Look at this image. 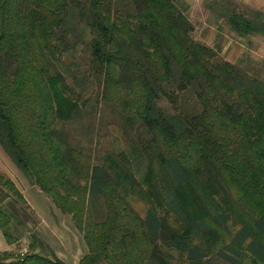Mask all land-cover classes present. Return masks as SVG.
I'll use <instances>...</instances> for the list:
<instances>
[{
	"label": "trees",
	"instance_id": "trees-1",
	"mask_svg": "<svg viewBox=\"0 0 264 264\" xmlns=\"http://www.w3.org/2000/svg\"><path fill=\"white\" fill-rule=\"evenodd\" d=\"M235 3L204 8L238 38L264 36L262 12ZM186 7L0 0V149L70 216L87 248L76 264H264L262 66L196 39ZM108 109L116 120L103 124ZM0 190L24 204L1 171ZM0 231L8 244L29 239L0 264H66L36 251L2 204Z\"/></svg>",
	"mask_w": 264,
	"mask_h": 264
},
{
	"label": "crops",
	"instance_id": "crops-1",
	"mask_svg": "<svg viewBox=\"0 0 264 264\" xmlns=\"http://www.w3.org/2000/svg\"><path fill=\"white\" fill-rule=\"evenodd\" d=\"M236 2L241 1L246 5H250L255 9L264 11V0H235ZM188 5L186 7L185 13L189 20L193 23L195 30L197 29V37L202 42L209 44L213 40V35L216 26V22H209L211 15L204 5L209 2V0H188ZM215 27V28H214ZM231 35H234L231 32ZM249 40L252 43L249 46L246 43H240L236 40L228 39L223 44L221 52H225L226 54H230V56H234V58L226 60L230 62L238 63L244 58V56H249L252 58H262L264 60V36L260 34H254L248 36ZM241 63V62H240ZM17 170V169H16ZM20 179H24L22 175L18 172ZM11 180L14 179L10 176ZM17 182L14 180L15 186L20 191L21 195L24 196V201L33 210V214L35 217V221L32 223L20 220L24 223V226L29 229L36 239V251L42 253L44 255H48L51 251L58 259L63 261L66 264H76L77 261L81 258L83 254L87 252L86 245L70 220V216L67 214H57L55 211L51 209L50 212L47 203V199L43 193L37 188L33 195L38 197L42 207L39 210L36 206L31 202V196L25 197V192L23 191V186L32 187L27 182L26 184H22L21 182ZM20 185V186H19ZM30 192V191H28ZM29 194V193H28ZM31 195V194H30ZM1 200V199H0ZM47 203V204H46ZM38 207V206H37ZM27 235V233H26ZM26 237L25 235L20 238L18 241L8 244L0 231V251H9L14 252L17 248L26 245Z\"/></svg>",
	"mask_w": 264,
	"mask_h": 264
},
{
	"label": "rangeland",
	"instance_id": "rangeland-1",
	"mask_svg": "<svg viewBox=\"0 0 264 264\" xmlns=\"http://www.w3.org/2000/svg\"><path fill=\"white\" fill-rule=\"evenodd\" d=\"M183 1H184V3L186 5H188V2H187L188 0H183ZM235 4H236V9L237 10H240V11H242L244 13H247V14H249V11H251L252 9H255V8H253L250 5H246V4L242 3L241 1H238ZM261 12H262L263 17H264V11L262 10ZM209 16H210L209 22H216L217 21L218 24L221 26V29H217L216 28L215 31H213L214 32L213 40L209 44H207V45L213 46L216 42H218L219 44L221 43V50H222L223 44L228 39L236 40V41H238L240 43H246V44L252 43L249 40L248 36H246L245 38H241V37L238 38L236 35H231V32L227 29V25L224 23V21L222 19L219 18V19L216 20V17L215 16H213V15H209ZM193 35H194V37L196 39H198V37H197V29L195 30V28L193 30ZM248 45L251 46L252 44H248ZM221 50H220V54L224 58H228V60H230L231 58L232 59L234 58V56H230V54H226L225 52H221ZM246 57H249V56H244V58H242V60L240 61L241 64L244 62V59ZM254 60H256V62L258 63V66H262L261 71H262V75L264 77V60L262 58H255ZM240 62H238V63H240ZM157 104L160 107H162L163 109H165L167 112H171V109H170L169 105L167 104V102L164 99H159L157 101ZM184 106L190 111L194 107V102L190 99L187 102V104H184ZM115 120H116V116L112 113V110L111 109H108V110H104L103 111V113H102V121H103V124L107 123V121L112 122V121H115ZM73 128H75V126L74 127L73 126H63L62 127V131L63 132L70 131L71 134H73L72 135L73 137H72L71 141H73V142L76 141L78 143V146L85 147L86 146V144H85L86 143V140L84 139L85 138L84 135L83 134H79V133L76 134V132H75L76 130L75 131H72L71 130ZM103 129H105V128L104 127H101L100 130H103ZM68 135H69V132H68ZM107 140L108 141L111 140V143L115 147H120L121 146L120 142H118V141H112V138L111 137H108ZM0 171L3 172L9 178H10V176H12V178L17 182V184H20V183H18V181L21 182V186H22V184H26V182L24 180H21L20 179V176L18 174V172H19L18 169L16 170V168L14 167V165L12 164V162L7 158V156L4 154V152L1 149H0ZM14 180H13V183H14ZM30 186H32V187H26V186H23L22 187L23 188V191L25 192V197L28 198V196H31V199H30V200H32L31 202L36 206L37 209L39 208V206L41 208L42 205H41L38 197H36L35 195H33V193L35 191V188L34 187H36V186H34V185H30ZM0 191H1L0 192V195H1L0 196V199H1L0 200V204L4 205L8 210L12 211V213L19 220L27 221V222H29V224H30V222L32 223V221H35V217H34V214H33V210L30 207H28V205L25 203L26 201L23 204V203H21L19 201V199H17L16 197L10 195L6 190H4V191L3 190H0ZM28 191H30V192H28ZM4 195H6V197ZM22 197L24 198V196H22ZM46 198H48V197H46ZM46 201L48 203V206L47 207L49 208L50 212H52L51 211V209H52L53 211H55V213L61 214V212L56 207L53 206V204L50 202L49 198ZM38 211H40V210L38 209ZM91 211H92L91 218H93V219L98 218V216L102 214L101 213L103 211V202H102V199H99V198L98 199H96V198L93 199V203H92V206H91ZM62 214H65V213H62ZM234 227H235V225L233 226V228ZM28 232L31 233V234L33 233L29 229H28ZM24 235H25L26 240H27L25 244H28L29 239H28V236L26 235V232H25ZM80 235H81V233H80ZM26 248H27L26 245H23V246L17 248L14 252L15 253H23V252L26 251Z\"/></svg>",
	"mask_w": 264,
	"mask_h": 264
}]
</instances>
